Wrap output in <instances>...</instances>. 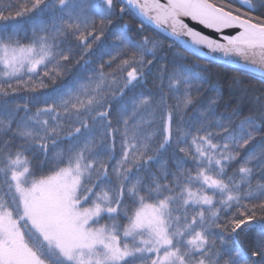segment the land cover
<instances>
[{"label":"snow or ice","instance_id":"6c2138e0","mask_svg":"<svg viewBox=\"0 0 264 264\" xmlns=\"http://www.w3.org/2000/svg\"><path fill=\"white\" fill-rule=\"evenodd\" d=\"M0 264H264V0H0Z\"/></svg>","mask_w":264,"mask_h":264},{"label":"trees","instance_id":"16d2710c","mask_svg":"<svg viewBox=\"0 0 264 264\" xmlns=\"http://www.w3.org/2000/svg\"><path fill=\"white\" fill-rule=\"evenodd\" d=\"M127 22L130 24V26L132 27L133 29V33L134 34V31L136 29V27L138 26V19H131V18H126ZM25 29H27V34L30 36L31 35V32H30V25H27L25 24L24 25ZM149 30L147 31L146 34L150 35V36H155L156 35V32H154L152 29L148 28ZM19 38L21 39L22 42H27L25 40V32H21L20 35H19ZM94 59V57H92ZM107 59V57H105ZM85 59H89V57H85ZM201 62H206V60H201ZM81 64H83V61H81ZM225 68H227L226 66L224 67H220V68H216L214 67L213 68V71L218 73V82L221 84V86L223 87L224 91L227 92L228 91V78L225 76ZM77 71H79V65L75 66V67H72L70 72L64 77L63 79V82H68L72 79V75L75 74ZM89 73L87 72H84L82 73V75H84L85 77L88 75ZM60 83V82H58ZM150 86V85H149ZM52 86L50 85V88ZM207 94V93H206ZM222 111V109H221Z\"/></svg>","mask_w":264,"mask_h":264},{"label":"water","instance_id":"95a60500","mask_svg":"<svg viewBox=\"0 0 264 264\" xmlns=\"http://www.w3.org/2000/svg\"><path fill=\"white\" fill-rule=\"evenodd\" d=\"M149 27L152 28V26H150V25H149ZM196 27H200V26H196ZM152 29H153V28H152ZM153 30H155V29H153ZM155 31H156V30H155ZM205 31H208V30H205ZM184 47H186V45H185ZM202 51H203V52H207V49H202ZM202 59H203V60H206L207 58H206V57H202ZM213 63H214V64H223V61H214ZM226 67H230V66H226Z\"/></svg>","mask_w":264,"mask_h":264}]
</instances>
